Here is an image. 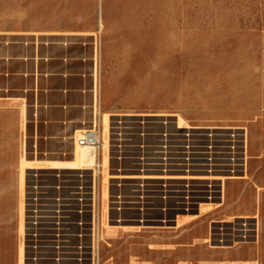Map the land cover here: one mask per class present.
Wrapping results in <instances>:
<instances>
[{
    "label": "rangeland",
    "instance_id": "374dc122",
    "mask_svg": "<svg viewBox=\"0 0 264 264\" xmlns=\"http://www.w3.org/2000/svg\"><path fill=\"white\" fill-rule=\"evenodd\" d=\"M112 1L97 35L103 48L104 124L110 118L136 120L140 134L129 138L138 148L151 141L141 135L147 119L159 125L157 118H171L176 127L181 118L184 125L203 129L197 132L208 133L206 138L210 130L218 131L223 141L228 133L218 129L231 132L229 139L241 131L243 148L240 140L237 154L227 149V156L217 161L220 169L214 171L235 178L218 180L216 186L195 185V200L187 195L186 186L177 199H150L152 211L143 224L141 206L118 210L111 204V196L125 188L113 184L109 172L126 173L133 161L123 144L113 148L110 142L109 157L108 149L98 150V160L106 157L109 164L96 172V211L80 206L71 210L65 245L72 253L62 258L57 248L49 250L50 244L30 241L28 189L34 184L33 172L54 186L58 180L52 174L67 170L24 168L14 117L0 114V264H264V0ZM22 5L23 0H0V10L1 6L8 10L9 25L19 22L11 15ZM91 10L90 6V14ZM79 22L88 27L99 24L98 19ZM47 193L48 199L57 198L55 189ZM211 206L215 209L205 216L183 222ZM225 219L228 222L223 223ZM246 221L253 230L247 234L240 230ZM222 224L229 228L227 236L222 235ZM204 238L209 241L194 245ZM83 245L86 256L78 253ZM39 247L43 254L36 256Z\"/></svg>",
    "mask_w": 264,
    "mask_h": 264
},
{
    "label": "crops",
    "instance_id": "0c3cea01",
    "mask_svg": "<svg viewBox=\"0 0 264 264\" xmlns=\"http://www.w3.org/2000/svg\"><path fill=\"white\" fill-rule=\"evenodd\" d=\"M111 2L23 0L12 10L15 25H9L8 10L1 6L0 114L14 117L21 158L42 165L37 169H46V161L73 160L78 137L96 119L104 121L103 48L97 35ZM81 19L99 24L88 27Z\"/></svg>",
    "mask_w": 264,
    "mask_h": 264
},
{
    "label": "bare ground",
    "instance_id": "6f19581e",
    "mask_svg": "<svg viewBox=\"0 0 264 264\" xmlns=\"http://www.w3.org/2000/svg\"><path fill=\"white\" fill-rule=\"evenodd\" d=\"M184 122L185 121L180 118L179 123H178L179 124L178 128L173 127L175 129L172 130L173 128L170 125H173V121L171 120V118H169L168 119L169 125L167 126L168 128L165 129L164 137L161 138L162 136H158V138L154 141V144L147 145L142 151H140L137 144H135L136 142L133 143L132 141H130L131 138L129 139L130 134H135L134 133V131L136 130L135 125L137 123H134L133 127H128L125 130H123L122 138L120 139V141L121 143H123L122 146L125 148V150L129 149L132 152L131 157H129V160L133 161V163L131 164L132 170L130 169L126 173H122V172L110 173L109 172L108 179L112 180L113 183L117 181H121L125 183H133L137 187L144 186L147 183V181L150 179H155L159 181L160 184L165 188L162 191L161 190L157 191L156 197H158V195L162 193L164 195V198L173 197L177 199L178 198L177 196L183 195V192H185L181 188H183V186H186L188 188L186 190L187 195L192 194L190 195L189 198L190 199L194 198V200H195V196L197 195L196 190L194 189V187H196L195 185L208 184V186H216V183L218 180L226 181V180L234 179L235 177H230V176L221 177L217 174H214V171H216V169H220L221 166L219 165L217 161L221 160L222 157L227 156V149L231 147L233 148V154L234 155L237 154L239 150V144H240V133L231 135L232 139H229V137L227 136H230V135L226 134V136H224L225 139L223 141L221 139L223 135H221L220 133H217L218 131L216 132L214 130H210V134L208 135L209 138H206L207 137L206 135L208 133L197 132V130L192 129L191 126L184 125ZM150 124H152V122L148 120L146 123V126ZM104 131L106 133V136L104 137L102 136V140H103L102 149H106L107 151L109 147V122L107 120L105 122ZM146 132H149L148 136L152 135V132H150V129H147ZM231 143L233 144V146H229L231 145ZM236 156H239V155H236ZM97 160H98V151L91 150L88 147L80 146L79 152L76 154L73 160L71 161L64 160L63 162L61 161V162H52V163L50 162V164H48V162L46 161L47 164L45 166L47 167L49 166L50 168L61 169V170H80V169L92 170L94 164L97 163ZM223 160L226 161L227 158ZM25 161H26V164L23 166L24 168H27V169L42 168V165H38L34 167L31 161L30 162L27 160ZM108 164H109L108 160L105 157L104 166L107 168ZM151 170H157V171H154V174H152ZM199 171H203L207 173L199 174L197 173ZM174 172H177V173H174ZM22 181H23V178H22ZM28 191H29V195H28L29 203H28V224L27 225H28V233L30 236L29 237L30 241L35 242V244H39V243L46 244L47 243L46 244L47 246L48 244H50V247H48L49 250L50 248L51 249L57 248L58 256H61L62 258L64 256L71 255L72 251L70 252L66 251L67 250L66 245L69 243V237H70V234H69L70 229L67 228V226L70 223L69 222L70 219L65 216L66 208L63 205L55 204L53 200H49L47 196H45L42 192L33 193L31 192L30 189H28ZM201 191L203 190L201 189ZM137 194L138 193H136V196L134 197V201L129 204H126V202H121V201L114 202V205H118V207H116L115 209H118V210L127 209L128 208L127 205H131V207L133 208L135 207L134 209H138V206L139 208L141 206L142 208L141 210H144L146 213L142 215V220H141L143 224H145L144 221H147V222L149 221L148 218L146 217L150 216L147 214V212L152 211V207L147 202L146 200L147 197L145 195H142V197H139V195ZM223 200L225 201V195H224ZM206 208L202 209L201 214L193 215L192 217H189L190 219L189 218L183 219V222H187V221L192 222L194 220H197L198 218L205 216L208 212L215 209V208L212 209V206L209 209H206ZM248 221H246L247 223L245 222L246 224L243 223L245 227L244 230H242L243 228L240 229L241 231H244V233L246 234L253 231V230H250L251 223H249ZM162 222H167V221H162ZM224 222H228V220L225 219L223 220V223ZM182 224H185V223H182ZM243 224L241 226H243ZM222 226H223L222 235L227 236L229 228L226 224H222ZM21 228L23 229V225ZM235 228L237 229V227ZM84 231H86V234H87L88 232L87 229H85ZM208 241H209L208 239L204 238V241L200 243H195L194 245L207 243ZM225 248H231V247H225ZM41 249L42 248L40 247L37 248V251L35 252L36 256H40L41 254H43V252L39 253ZM79 249L80 251L78 253L80 254V256L87 255L88 251H87L86 246L83 245ZM22 256H23V246L21 247V257ZM231 262L233 263L235 261H231ZM247 262L249 261H243L244 264H247Z\"/></svg>",
    "mask_w": 264,
    "mask_h": 264
},
{
    "label": "built area",
    "instance_id": "2783aa9c",
    "mask_svg": "<svg viewBox=\"0 0 264 264\" xmlns=\"http://www.w3.org/2000/svg\"><path fill=\"white\" fill-rule=\"evenodd\" d=\"M112 119L114 120L112 121ZM112 119L111 118L109 119V144L111 142L112 143L111 146L113 148H116V147H119L120 144H123L120 141V139L122 138L123 130H125L128 127H133L134 123H137V121L132 118H126L124 120H121V119L118 120L116 118H112ZM157 119L160 121L159 125H157L158 123H153V124L146 126V123L149 119L145 121L144 123L145 126L142 129L141 135L150 139L151 141H148L147 143H143L144 145L141 146V148L139 149H143V147L147 144H154V141L158 138V136H162L161 138L164 137L165 129H167V126L169 125L168 119L165 118V121L160 120V118H157ZM157 119H151V120L155 121ZM102 122H103V125H102ZM102 122L99 123V120L96 119L95 122L93 123V128L85 131L78 137L77 145L88 147L89 149L94 150V151L101 150L103 147V140H102L103 135L102 134L104 133V128H105L104 121ZM137 124L135 125L136 130L134 131L135 133L134 135L136 136L138 135V133L136 134V131L138 130ZM163 124L165 125L163 130L155 129V127H160ZM178 125L176 126L177 128H178ZM147 129H150V132H152L153 134L152 136H148L149 132H146ZM192 129H195V128L192 127ZM195 130L200 131L203 129H195ZM218 130L224 133L231 134V132L223 131L222 129H218ZM205 131L209 132L208 130H205ZM239 132L241 133V131ZM132 135L133 134H130V136ZM117 136H121V137L119 138ZM242 137H243V134L241 133V138H240L241 149L243 148ZM246 152H247V140L245 141V154H247ZM108 157H109V149H108ZM241 161H243L242 158H241ZM241 164L243 165V163ZM103 167H104V161L101 162L100 160H98L97 163H95L92 168V171H93L92 174L91 172L89 173V170H84V169L67 170L63 172L58 171V173L53 174V176L56 177L58 180V184L54 186H48V184L45 183L44 179H43L44 181L40 180L42 179L43 176L42 174L36 171V172H33L32 174V182L34 184H31L29 186V189L33 193L42 192L47 197H49L47 190L49 188L55 189V191L57 192V198H51L49 200H53L55 204L63 205L66 208V211L64 210L66 212L65 216L68 217L69 219H70L69 213L71 212V210H74L76 206L78 207L80 206V208H84V209H90L94 212L96 211L97 201H98L95 176H96V172H100L103 169ZM241 170H242V166H241ZM89 181L92 182V184L89 185L88 184ZM113 184L119 187H124L125 190H122L120 188L118 192H115L111 196L112 205H114V202H119V201L126 202V204H129L134 201V197L136 196V193H138L137 195H139V197H142V195H145L147 197L146 199L147 202L150 199L156 200L161 197L164 198V195L162 193L159 194L158 197H156V192L159 190L162 191L163 189H159V187H161L162 185L160 184L159 181L155 179H150L147 181V183L144 186H139V187L135 186L133 183H125L121 181H117ZM114 206L115 208L118 207V205H114Z\"/></svg>",
    "mask_w": 264,
    "mask_h": 264
}]
</instances>
